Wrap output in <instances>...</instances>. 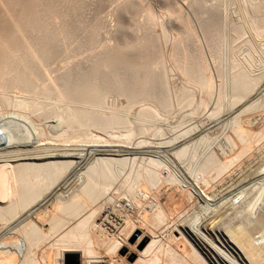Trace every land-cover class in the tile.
Returning a JSON list of instances; mask_svg holds the SVG:
<instances>
[{"label":"bare ground","instance_id":"1","mask_svg":"<svg viewBox=\"0 0 264 264\" xmlns=\"http://www.w3.org/2000/svg\"><path fill=\"white\" fill-rule=\"evenodd\" d=\"M128 1L100 0L90 16L85 0H0V264L28 258L35 264H264V62L251 63L255 88L231 97L230 81L220 76L189 0H173V6L143 0L145 11L129 13V19L184 16L208 73L205 93L188 74L189 60L179 64L168 47L174 63L168 72L166 65V81L173 98L163 109L148 73L158 63L148 52L129 55L148 40L139 29L138 38L114 36L119 27L133 26L116 15ZM224 1L228 15L227 4L235 0ZM250 2L264 9V0H243L247 7ZM251 23L264 48V25L256 17ZM156 34L167 36V44L181 37L177 28L160 25ZM249 34L230 38L239 60L248 63ZM88 51L85 61L77 59ZM227 69L231 76L234 69ZM182 90L193 91V100L179 99ZM86 105L129 114L130 126L146 112L155 120L138 132L64 117ZM210 157L214 165L203 170ZM101 164L124 169L89 198L84 191ZM57 165L64 168L58 181L23 207L19 173ZM147 172L156 174L155 182L136 179ZM74 201L82 209L47 230L50 219ZM29 228L42 232L39 242L28 236ZM69 238L74 242H65Z\"/></svg>","mask_w":264,"mask_h":264},{"label":"rangeland","instance_id":"2","mask_svg":"<svg viewBox=\"0 0 264 264\" xmlns=\"http://www.w3.org/2000/svg\"><path fill=\"white\" fill-rule=\"evenodd\" d=\"M155 1H157V0H155ZM238 1L239 2H243V0H238ZM85 2H86L87 9H88V13L90 14V16H92L94 14V10L97 8L98 4L100 3V0H85ZM227 2H228V0H227ZM229 2H231V1H229ZM181 3L183 4L184 1H182ZM253 3L254 2H250L248 8H250V6H252ZM114 6L116 7L117 6V3L110 4L109 7L106 9L107 12L109 10H111ZM227 8L229 10V11L227 10L228 15H231V17H233L235 19L237 17H239V12H238V15L233 13L234 12L233 9H235L236 7H233L232 6V8H231V4H227ZM101 9L104 10L105 7H101ZM249 14H251V18H255L256 17L251 11H249ZM241 19H243V18H241ZM249 35H251V34H249ZM103 38L106 39V40H104V43L106 41L108 42V40L110 39V37H107V36H104ZM229 38H231V34H230V37ZM257 45L259 46L260 49H264V48H261V46H263L262 40H257ZM89 55H90V51L83 53L82 55H80L79 57H77V59L78 60H84L85 61ZM215 71H216V69H215ZM69 262H71L73 264H78V260L77 261L76 260H70ZM122 264H124V262Z\"/></svg>","mask_w":264,"mask_h":264}]
</instances>
